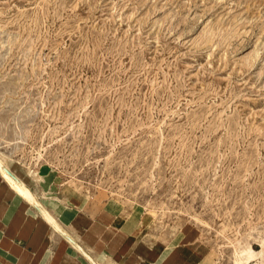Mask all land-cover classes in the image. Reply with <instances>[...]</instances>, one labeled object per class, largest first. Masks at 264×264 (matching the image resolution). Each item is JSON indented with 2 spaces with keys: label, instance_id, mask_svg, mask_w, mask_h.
I'll return each mask as SVG.
<instances>
[{
  "label": "rangeland",
  "instance_id": "1",
  "mask_svg": "<svg viewBox=\"0 0 264 264\" xmlns=\"http://www.w3.org/2000/svg\"><path fill=\"white\" fill-rule=\"evenodd\" d=\"M0 157L264 264V0H0Z\"/></svg>",
  "mask_w": 264,
  "mask_h": 264
},
{
  "label": "crops",
  "instance_id": "2",
  "mask_svg": "<svg viewBox=\"0 0 264 264\" xmlns=\"http://www.w3.org/2000/svg\"><path fill=\"white\" fill-rule=\"evenodd\" d=\"M27 186L33 199L0 171V264H200L196 245L180 234L154 238L139 214L116 203L63 185Z\"/></svg>",
  "mask_w": 264,
  "mask_h": 264
},
{
  "label": "bare ground",
  "instance_id": "3",
  "mask_svg": "<svg viewBox=\"0 0 264 264\" xmlns=\"http://www.w3.org/2000/svg\"><path fill=\"white\" fill-rule=\"evenodd\" d=\"M21 141V140H20ZM10 171L9 167L3 159L0 157V171L2 172L3 176L5 177V180L9 181L11 185L14 187V189L20 193L22 196H25L29 199H33V192L30 190V188L20 179H16L8 172ZM14 174V173H13ZM249 249V248H248ZM252 251V250H251ZM236 253V252H235ZM250 255V254H249ZM247 256L244 254L237 258L238 263L237 264H246Z\"/></svg>",
  "mask_w": 264,
  "mask_h": 264
}]
</instances>
